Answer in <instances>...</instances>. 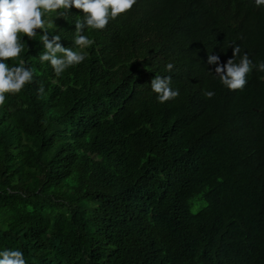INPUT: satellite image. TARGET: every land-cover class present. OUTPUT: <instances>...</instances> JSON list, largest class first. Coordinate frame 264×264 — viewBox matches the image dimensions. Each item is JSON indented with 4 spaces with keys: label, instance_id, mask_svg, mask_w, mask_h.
<instances>
[{
    "label": "trees",
    "instance_id": "16d2710c",
    "mask_svg": "<svg viewBox=\"0 0 264 264\" xmlns=\"http://www.w3.org/2000/svg\"><path fill=\"white\" fill-rule=\"evenodd\" d=\"M78 14L45 17L65 46ZM86 34L88 56L59 77L23 37L36 73L0 106V250L26 264H264V72L230 91L207 63L233 44L264 60V10L137 0ZM155 75L180 95L159 103Z\"/></svg>",
    "mask_w": 264,
    "mask_h": 264
},
{
    "label": "clouds",
    "instance_id": "9594fccd",
    "mask_svg": "<svg viewBox=\"0 0 264 264\" xmlns=\"http://www.w3.org/2000/svg\"><path fill=\"white\" fill-rule=\"evenodd\" d=\"M252 3L264 10V0H252ZM136 4L137 0H0V106L5 104L6 94H19L34 80L36 69L26 66L24 59H19L27 42L23 37L34 40L39 36L38 42L43 47V51L38 52L39 62L50 64L59 77L88 56L87 48L94 41L86 30L104 29L110 21L127 13ZM73 8L82 10V15L78 14L81 18L75 21L73 47H68L61 43L62 37L58 33L48 31L51 24L45 17L49 14L62 17ZM231 46L233 55L226 62L221 63L218 55H208L207 63L215 66L214 73L212 70L209 72L218 77L226 89L242 90L254 68L264 72V60L254 63L247 52L242 53L239 44ZM13 59L18 62L10 63ZM174 68L173 62L165 65L167 72ZM150 90L161 104L180 95V90L172 86L171 75H155L151 79ZM39 91L44 92L43 86ZM204 95L211 98L215 91L207 90ZM0 264H26L23 251L19 248L0 250Z\"/></svg>",
    "mask_w": 264,
    "mask_h": 264
}]
</instances>
